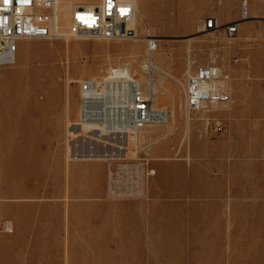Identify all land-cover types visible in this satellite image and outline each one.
<instances>
[{
  "label": "rangeland",
  "instance_id": "rangeland-1",
  "mask_svg": "<svg viewBox=\"0 0 264 264\" xmlns=\"http://www.w3.org/2000/svg\"><path fill=\"white\" fill-rule=\"evenodd\" d=\"M138 3L136 41H19L1 69L0 224L14 233L0 234V264H264V0ZM208 65L224 72L232 102L207 128L185 90ZM118 67L176 108L174 128L143 132L124 163L156 171L140 199L110 195L107 160L69 158L80 83Z\"/></svg>",
  "mask_w": 264,
  "mask_h": 264
},
{
  "label": "built area",
  "instance_id": "built-area-1",
  "mask_svg": "<svg viewBox=\"0 0 264 264\" xmlns=\"http://www.w3.org/2000/svg\"><path fill=\"white\" fill-rule=\"evenodd\" d=\"M71 0H0V89L1 69L13 64L15 44L19 41H103L124 42L139 39L136 6L132 0H98L95 4L74 5L71 24L66 31L58 25L60 10ZM249 4L243 3V20L249 19ZM205 27L216 31L221 27L209 19ZM240 23L226 27L234 38L239 34ZM158 41L147 38L149 53L158 51ZM126 67L111 70L109 75L96 81L80 83L81 103L78 126L84 133L98 134L100 138L126 137L127 144H137L140 135L153 127H163L173 116L171 110L157 107L153 96L146 95L135 76L124 77ZM113 78L108 79V78ZM224 72L215 65L199 67L187 79L185 108L190 113L204 115L207 128L211 119L207 115L230 105ZM220 125L216 126L219 130ZM88 132V133H87ZM107 144V143H105ZM111 148L112 145H109ZM137 156V154H136ZM129 156L107 160L109 163L108 188L113 198L140 199L145 194L146 183L156 175L149 162H139L125 167ZM137 159V158H136ZM137 162V160H136ZM13 224H0V234L12 235Z\"/></svg>",
  "mask_w": 264,
  "mask_h": 264
},
{
  "label": "bare ground",
  "instance_id": "bare-ground-1",
  "mask_svg": "<svg viewBox=\"0 0 264 264\" xmlns=\"http://www.w3.org/2000/svg\"><path fill=\"white\" fill-rule=\"evenodd\" d=\"M37 1H44V0H37ZM132 1L135 3V6H136V22H135V27H136L138 25H142V20L141 19L139 20L137 18V8H138V4H139L138 0H132ZM79 4H95V3L92 2L91 0H71V2L67 6H65L62 10H60L61 14H60V17L58 19V25H59V28L62 31L68 30V28H69V26L71 24V11H72V8H73L74 5H79ZM140 8H141V5H140ZM143 12H142V14H143ZM150 61H151V58H150ZM150 64H152V63H150ZM125 69L127 70V72L125 73L124 77L126 79H128L129 77L132 76V72H131L132 70L129 67H126ZM111 70H110V72H111ZM190 72H192V71H190ZM108 79L112 80L113 78L111 77V78H108ZM96 81H98V80H96ZM147 81H149V80H147ZM180 82H179V84H180ZM139 84L142 87L144 93L147 92V90H148L147 89V83L142 81ZM149 85H150V83H149ZM151 92H153L152 96H153V101H154L155 105L156 106L159 105L160 104V97H159L158 93L156 92V90L154 91V89ZM173 102H174V104H176V100L175 99L173 100ZM66 104H67V109H70V96H69V94H68V97L66 98ZM172 113H173L172 118L170 119L168 124L163 126V127H165V128L169 127L171 129L174 128V122L176 121V108H175V105L172 106ZM189 120H188V123H189ZM84 129L86 130V127ZM84 129H82L80 126H78V123H76V124L72 123V124L68 125V134H69L68 138L69 139L72 138L74 140V142H72L70 144V146H69V158L72 159V160L106 161V160H110V159L123 158L125 156L128 157L132 153V149L133 148H137L139 146V144H140L139 140H138L137 144H127L126 137H122V138L116 137L115 139L114 138L104 139V138H100L98 136V134H88L87 135L86 133H84ZM166 137L167 136H163V138H166ZM150 139H151V137H150ZM105 143H107V144H105ZM109 145H112V147H115V148H111V147H109ZM160 160H161V158H160ZM67 260L69 262L68 257H67Z\"/></svg>",
  "mask_w": 264,
  "mask_h": 264
},
{
  "label": "crops",
  "instance_id": "crops-1",
  "mask_svg": "<svg viewBox=\"0 0 264 264\" xmlns=\"http://www.w3.org/2000/svg\"><path fill=\"white\" fill-rule=\"evenodd\" d=\"M158 106H161L163 108L170 110L171 104H159Z\"/></svg>",
  "mask_w": 264,
  "mask_h": 264
}]
</instances>
